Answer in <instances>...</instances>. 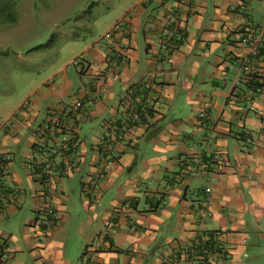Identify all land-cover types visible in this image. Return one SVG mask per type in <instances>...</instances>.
<instances>
[{"label":"crops","instance_id":"crops-1","mask_svg":"<svg viewBox=\"0 0 264 264\" xmlns=\"http://www.w3.org/2000/svg\"><path fill=\"white\" fill-rule=\"evenodd\" d=\"M111 4L0 121L6 264H264V0Z\"/></svg>","mask_w":264,"mask_h":264},{"label":"rangeland","instance_id":"rangeland-1","mask_svg":"<svg viewBox=\"0 0 264 264\" xmlns=\"http://www.w3.org/2000/svg\"><path fill=\"white\" fill-rule=\"evenodd\" d=\"M112 1L123 0H0V121L71 57L66 44L105 32L121 11ZM255 139L259 145V137ZM8 251L2 264L17 253Z\"/></svg>","mask_w":264,"mask_h":264},{"label":"built area","instance_id":"built-area-1","mask_svg":"<svg viewBox=\"0 0 264 264\" xmlns=\"http://www.w3.org/2000/svg\"><path fill=\"white\" fill-rule=\"evenodd\" d=\"M263 36H264V33H263ZM241 42L243 44H245V45H248V46L252 45V47H253V46H255V43L257 42V40H256V38H253V37L251 38L250 36H247V37H244L241 40ZM242 69H243V72L245 74L251 72L252 69H251L250 61L249 60H246L244 62L243 66H242ZM262 91H263V87L262 86H259L256 89V92L255 93H261ZM80 106H81L80 103H77L76 104V107H80ZM245 142L247 144L251 145V146H255L257 144V140L254 139V138H250V137L246 138L245 139ZM44 214H45V216H52V215H54V211L52 209H50V208H46V209H44ZM7 253H10V252L8 251V248L5 246V248L3 249V251H2V253L0 255V261H5L6 259H8V256L9 255Z\"/></svg>","mask_w":264,"mask_h":264},{"label":"trees","instance_id":"trees-1","mask_svg":"<svg viewBox=\"0 0 264 264\" xmlns=\"http://www.w3.org/2000/svg\"><path fill=\"white\" fill-rule=\"evenodd\" d=\"M263 84H261V83H258V84H255V85H253L252 86V93H254L255 94V92H256V89L259 87V86H262ZM0 160H1V157H0ZM2 161H0V163H1ZM212 239V238H211ZM209 242H210V240H208ZM207 241V244L209 245V242ZM206 244V245H207ZM212 245V244H211ZM5 246H6V242L4 241V240H0V255H1V253H2V251H3V249L5 248ZM209 247V246H208ZM210 247H213V246H210ZM209 247V248H210ZM207 248V246L206 247H203V249H206Z\"/></svg>","mask_w":264,"mask_h":264}]
</instances>
